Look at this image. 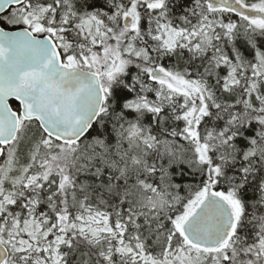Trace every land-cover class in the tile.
Listing matches in <instances>:
<instances>
[{
	"label": "snow or ice",
	"instance_id": "obj_1",
	"mask_svg": "<svg viewBox=\"0 0 264 264\" xmlns=\"http://www.w3.org/2000/svg\"><path fill=\"white\" fill-rule=\"evenodd\" d=\"M0 264H264V0H0Z\"/></svg>",
	"mask_w": 264,
	"mask_h": 264
}]
</instances>
